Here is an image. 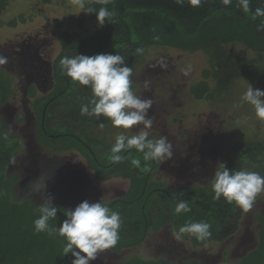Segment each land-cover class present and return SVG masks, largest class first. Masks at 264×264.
Returning a JSON list of instances; mask_svg holds the SVG:
<instances>
[{
	"label": "rangeland",
	"instance_id": "1",
	"mask_svg": "<svg viewBox=\"0 0 264 264\" xmlns=\"http://www.w3.org/2000/svg\"><path fill=\"white\" fill-rule=\"evenodd\" d=\"M12 20L16 25L7 26ZM77 21L82 22L81 29ZM99 29L96 20H91L73 0H50L48 4H43L42 0H7L0 13V56L7 58V63L0 64V77L9 82L12 89L8 102L0 107V116L7 132L21 139V147L9 168L10 174L20 176L13 192L15 201L29 198L39 207L51 197L53 205L74 210L85 200L109 203L123 196L129 188V181L119 177L103 183L97 181L77 152L53 154L35 140L32 103L53 89L51 64L60 53V34L75 32L84 39L94 36ZM225 48L233 58L257 59L264 63L263 55L241 44L232 43ZM209 69L205 52L189 53L160 46L147 47L132 68V91L153 102L148 113L153 119L152 128L147 129L149 139L163 136L172 144V158L160 159L152 177L166 190L207 189L218 164L235 143L264 150V120L258 119L253 107L241 100L250 84L248 77L242 76L229 94L219 99L197 100L191 95V86L200 81H207L209 90H213L215 81L210 76L203 77ZM30 86L34 87L33 98L28 94ZM54 110L57 111L54 118L63 120H52ZM69 111L64 101L57 102L49 112L52 120L49 130L74 131ZM142 127L137 125L124 130L109 122L102 128L91 127L89 134L114 145L118 133L136 134ZM76 134L79 136L78 131ZM240 170L264 176V160L253 161L246 157ZM257 216H264V192L257 195L253 207L247 211L235 203L228 220L231 236L223 243L192 248L188 241L177 238L172 224H167L158 232H150L139 247L120 252L103 250L90 264H120L133 256L159 259L164 258V251L168 250L186 253L185 257H173V264L198 261L201 256L205 258L202 264H210V258L217 259L216 264H233L257 247L260 229ZM161 247L168 249L159 250Z\"/></svg>",
	"mask_w": 264,
	"mask_h": 264
},
{
	"label": "trees",
	"instance_id": "2",
	"mask_svg": "<svg viewBox=\"0 0 264 264\" xmlns=\"http://www.w3.org/2000/svg\"><path fill=\"white\" fill-rule=\"evenodd\" d=\"M6 2L0 0V13ZM42 2L48 4L50 0ZM105 6L115 11V22L108 19L94 36L80 39L75 32L60 34V53L51 64L53 89L47 95L35 98L32 103L36 119L35 140L53 154L77 152L99 182L113 177L129 181V188L123 196L105 204L121 216L119 240L109 248L110 251L137 248L150 232H158L167 224H172L178 233L179 227L189 221L211 225V236L203 241L191 234H180V239L188 241L192 248L223 243L231 236L228 220L235 210V203L223 197L214 199L211 185L207 189H164L152 179L160 159L145 161L143 154L134 148L122 152L125 159L114 163L111 160L113 145L105 144L89 134L91 127L106 126L110 120L103 116L80 114L81 105L88 104L92 99L91 89L64 75L60 59L76 54H119L132 69L143 55V52L137 53L138 48L144 51L147 47L160 46L189 53L202 51L206 53L210 67L203 77L210 76L215 86L209 90L207 81L191 86L190 93L195 99L212 100L219 99L223 94L228 95L242 76L248 77L254 88L264 90V63L257 59L233 58L225 48L238 43L264 56V30H258L264 25V17L253 15L257 7L264 8V0H250L252 11L248 13L240 8L237 0H232L227 7L221 0L201 1L199 7H192L185 0L183 4H178L176 0H109L107 5L100 0H86V8L98 10ZM88 15L91 20H96L94 13ZM6 25L12 27L16 24L12 20ZM76 25L81 29L82 22L77 21ZM11 92L9 82L0 77V107L8 102ZM28 94L34 97L33 86L28 88ZM60 100L71 110L69 118L74 131L49 130L50 121L63 120L54 118L56 110L53 111L52 120L49 116ZM15 137L7 132L0 116V264H71V254L66 257L63 253L66 238L35 231L34 221L40 215V206L36 207L29 198L21 201L13 198L14 188L20 180L18 173H9L13 157L21 147V139ZM246 157L253 161L264 160V150L235 143L222 163L233 172L240 171ZM133 159L140 160V165H133ZM180 201H187L191 211L176 213L175 208ZM54 206L58 208L57 216L49 220V225L59 228L68 209ZM256 219L260 224L257 247L233 264H264V216H257ZM120 264L170 263L133 256ZM187 264H198V261L189 260Z\"/></svg>",
	"mask_w": 264,
	"mask_h": 264
},
{
	"label": "clouds",
	"instance_id": "3",
	"mask_svg": "<svg viewBox=\"0 0 264 264\" xmlns=\"http://www.w3.org/2000/svg\"><path fill=\"white\" fill-rule=\"evenodd\" d=\"M107 5L109 0H100ZM183 4L184 0H176ZM227 7L232 0H221ZM74 3L87 13L96 17L97 26L102 27L108 19L116 16L115 11H110L106 6L98 10L87 7L86 0H74ZM192 7H199L201 0H188ZM240 8L245 12H251L250 0H237ZM255 17H264V8L257 7L253 13ZM258 30H264L261 25ZM137 53L143 49L138 48ZM7 63V58L0 56V64ZM60 65L64 75L81 86H88L92 92V99L88 104L81 105V115L103 116L110 120L115 128L124 130L142 125V129L136 134L127 135L118 133L115 143L111 148V160L114 163L122 162L125 157L121 155L129 149H135L143 154L145 161L154 159H171L173 156L172 144L167 137L149 139V132L153 126V119L149 116L152 108L150 98L137 96L131 90L132 69L125 62V58L119 54H96L64 56L60 59ZM264 90L253 88L247 84V89L241 97L242 102L251 105L255 116L264 120ZM104 125L101 124L102 128ZM132 164L139 166L140 160L133 159ZM214 199L222 197L229 202H235L240 208L249 210L258 194L264 192V176L257 172L240 170L233 172L226 164L219 163L211 181ZM58 208L51 202V197L45 199L39 207L40 215L34 221V229L37 233L47 232L48 235L58 234L66 238L63 253L67 257L71 254V264H90L95 261L97 254L103 250L114 247L119 240L121 216L119 212L111 210L100 201L90 203L85 200L74 210L65 211V219L59 228L49 225L51 218H56ZM176 213L191 211L187 201H180L175 208ZM211 225L207 222H186L179 227L177 238L180 234H191L198 240H205L211 236Z\"/></svg>",
	"mask_w": 264,
	"mask_h": 264
},
{
	"label": "flooded vegetation",
	"instance_id": "4",
	"mask_svg": "<svg viewBox=\"0 0 264 264\" xmlns=\"http://www.w3.org/2000/svg\"><path fill=\"white\" fill-rule=\"evenodd\" d=\"M166 250V249H168V248H165V247H161V248H159V250ZM180 250V249H179ZM164 253H165V251H164ZM165 255L169 258V259H172L173 257H175L176 255L178 256V255H181V257L183 256V257H185V255H186V253L184 252L183 253V250H180L179 252H177V251H172V250H168V251H166V253H165ZM222 258H224V256H222ZM211 259V263L210 264H216V262L218 261L217 259H215V258H210ZM201 260H205V258L204 257H200V259L198 260V264H202L201 263ZM185 262V261H184Z\"/></svg>",
	"mask_w": 264,
	"mask_h": 264
},
{
	"label": "crops",
	"instance_id": "5",
	"mask_svg": "<svg viewBox=\"0 0 264 264\" xmlns=\"http://www.w3.org/2000/svg\"><path fill=\"white\" fill-rule=\"evenodd\" d=\"M158 249V248H157ZM253 251V250H252ZM251 252V251H250ZM249 252V253H250ZM159 254H161V253H159ZM163 255H165V253L163 254ZM224 256V255H223ZM225 257V256H224ZM165 258V259H164ZM164 258H161V257H159V259H161V260H164L165 262H168V263H170V264H173L172 262H171V259H169L166 255L164 256ZM167 258V259H166ZM127 260V259H126ZM124 261V260H123ZM121 263V262H120ZM184 263V262H183ZM182 263V264H183ZM187 264V263H186Z\"/></svg>",
	"mask_w": 264,
	"mask_h": 264
},
{
	"label": "water",
	"instance_id": "6",
	"mask_svg": "<svg viewBox=\"0 0 264 264\" xmlns=\"http://www.w3.org/2000/svg\"><path fill=\"white\" fill-rule=\"evenodd\" d=\"M185 1H188V0H185ZM201 1H205V0H201Z\"/></svg>",
	"mask_w": 264,
	"mask_h": 264
}]
</instances>
